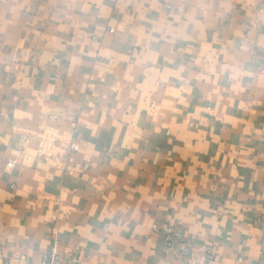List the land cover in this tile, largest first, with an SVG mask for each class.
<instances>
[{"label": "crops", "instance_id": "obj_1", "mask_svg": "<svg viewBox=\"0 0 264 264\" xmlns=\"http://www.w3.org/2000/svg\"><path fill=\"white\" fill-rule=\"evenodd\" d=\"M154 224L259 263L264 0H0V264H178Z\"/></svg>", "mask_w": 264, "mask_h": 264}, {"label": "built area", "instance_id": "obj_2", "mask_svg": "<svg viewBox=\"0 0 264 264\" xmlns=\"http://www.w3.org/2000/svg\"><path fill=\"white\" fill-rule=\"evenodd\" d=\"M109 32L112 33L113 31L109 30ZM151 230L158 234L166 254L174 256L179 261L178 264H194L190 260L192 241L181 236L179 232L169 225L154 224ZM214 250V247L205 248L201 264H215ZM9 264H29V261L25 256H17L11 259ZM41 264H80V262L72 254L61 256L56 244L53 243L44 254ZM258 264H264V248L260 252Z\"/></svg>", "mask_w": 264, "mask_h": 264}]
</instances>
